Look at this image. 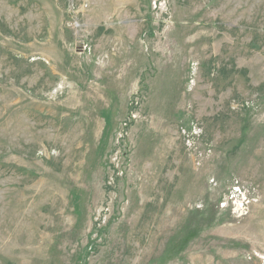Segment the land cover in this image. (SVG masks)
Listing matches in <instances>:
<instances>
[{"label":"rangeland","instance_id":"1","mask_svg":"<svg viewBox=\"0 0 264 264\" xmlns=\"http://www.w3.org/2000/svg\"><path fill=\"white\" fill-rule=\"evenodd\" d=\"M0 264H264V0H0Z\"/></svg>","mask_w":264,"mask_h":264}]
</instances>
